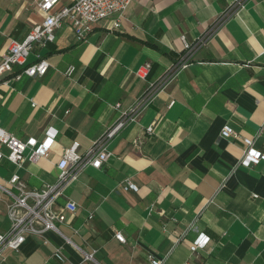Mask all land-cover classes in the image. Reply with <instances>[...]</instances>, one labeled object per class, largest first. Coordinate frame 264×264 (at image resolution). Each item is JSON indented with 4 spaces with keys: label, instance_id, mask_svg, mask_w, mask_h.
I'll list each match as a JSON object with an SVG mask.
<instances>
[{
    "label": "crops",
    "instance_id": "1",
    "mask_svg": "<svg viewBox=\"0 0 264 264\" xmlns=\"http://www.w3.org/2000/svg\"><path fill=\"white\" fill-rule=\"evenodd\" d=\"M38 1L0 0V54L43 18ZM232 1L130 0L79 42L69 25L57 28L40 50L49 64L44 75L0 78L1 125L21 139H41L51 126L53 145L19 167L1 161L0 181L15 172L29 187L53 182L63 150L73 141L79 151L89 147L176 59L180 36L204 33ZM144 62L151 64L145 80L135 74ZM224 123L264 152V0H245L215 25L188 65L108 141L102 166H87L58 197V204L73 200L76 212L57 221L58 230L28 235L0 264H148L149 252L163 264H264V159L242 163L243 143L220 135ZM125 179L137 191L124 190ZM193 219L196 229L176 241ZM198 232L209 241L192 250ZM84 251L93 259L84 260Z\"/></svg>",
    "mask_w": 264,
    "mask_h": 264
},
{
    "label": "built area",
    "instance_id": "2",
    "mask_svg": "<svg viewBox=\"0 0 264 264\" xmlns=\"http://www.w3.org/2000/svg\"><path fill=\"white\" fill-rule=\"evenodd\" d=\"M244 1L233 0L212 25L195 39L188 40L185 35H181L183 48L179 55L158 77L146 83L127 111L122 112L116 121L93 139L85 150L79 151L77 141H73L63 150L56 162L57 175L53 182L43 184L40 188L29 187L15 172L7 179L0 181V212L3 210L7 218V226L0 228V263L6 259L7 251L18 250L28 235H41L48 229L58 230L56 222L65 221L66 213L76 212L77 204L71 199H66L62 204L57 203L64 189L78 179L87 166L95 168L102 166L111 154L107 149L108 141L127 122L137 119L153 96L163 90L180 69L188 65L195 51L204 43L213 27L235 14L244 5ZM129 2L130 0H74L69 4L59 6V0H39L38 6L44 13L43 18L33 24L22 40L11 39L9 41L6 49L0 54V78L6 73H14V78H19L21 73L29 76L44 75L49 64L40 50L55 40L57 28L63 24L69 25L75 40L85 41L99 20L115 13H121ZM119 25L117 20L113 27L118 28ZM30 54L34 56L31 61H29ZM15 66L19 67L18 71H14ZM150 67L149 62H144L136 69L135 74L145 80ZM74 69V65H68L65 74L71 75ZM154 125L155 121L149 123L145 127L146 132L151 133ZM55 133L56 130L48 126L41 139L34 136L21 139L7 131L0 122V162L7 160L19 167L25 160L36 161L39 157H46L53 145ZM220 135L241 139L243 147L240 161L242 163H256L264 159V152L254 147L253 136L240 135L227 123L222 125ZM134 142L137 143V139ZM26 150L28 153H25ZM122 188L137 191L136 183L130 179H125ZM92 216L93 214L89 212L88 218ZM188 229H196L195 219L175 240H180ZM114 236L118 241H125L121 231H116ZM208 241L207 235L198 232L191 248L195 250L204 247ZM52 254L60 261L65 260L60 247H55ZM83 258L92 260L93 253L84 251ZM147 259L148 264H163L164 262L163 258L152 252L147 253Z\"/></svg>",
    "mask_w": 264,
    "mask_h": 264
}]
</instances>
